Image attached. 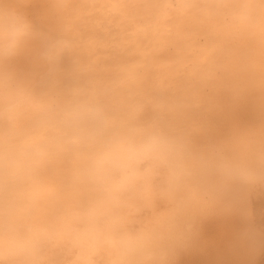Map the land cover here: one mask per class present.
<instances>
[{
    "label": "bare ground",
    "instance_id": "1",
    "mask_svg": "<svg viewBox=\"0 0 264 264\" xmlns=\"http://www.w3.org/2000/svg\"><path fill=\"white\" fill-rule=\"evenodd\" d=\"M0 9V264H264V0Z\"/></svg>",
    "mask_w": 264,
    "mask_h": 264
},
{
    "label": "clouds",
    "instance_id": "2",
    "mask_svg": "<svg viewBox=\"0 0 264 264\" xmlns=\"http://www.w3.org/2000/svg\"><path fill=\"white\" fill-rule=\"evenodd\" d=\"M31 38V25L26 17L15 10L0 9V59L14 56ZM5 88L9 90V111L16 112L29 102V98L11 93V76L0 75V96Z\"/></svg>",
    "mask_w": 264,
    "mask_h": 264
}]
</instances>
